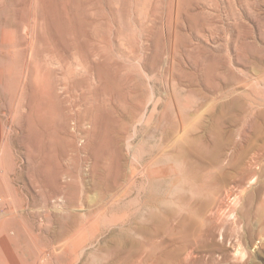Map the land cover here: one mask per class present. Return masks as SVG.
<instances>
[{
    "label": "rangeland",
    "instance_id": "obj_1",
    "mask_svg": "<svg viewBox=\"0 0 264 264\" xmlns=\"http://www.w3.org/2000/svg\"><path fill=\"white\" fill-rule=\"evenodd\" d=\"M23 84L26 101L22 97L17 107ZM228 87L247 93L262 120L264 0H0V174L6 182L0 186V264H104L102 249L113 245L106 242L109 232L125 225L130 203L125 195L108 210L93 204L100 195L95 164L112 171L113 147L120 137L127 168L135 165L140 170L149 148L164 144L163 136L170 129L167 121L178 119L177 114L196 116L198 110L205 111L220 89ZM28 99L32 105L25 106ZM224 99L219 104L228 100ZM97 110L124 115L119 121L115 117L118 122H97ZM228 111L225 127L236 129ZM230 150L227 153L232 154ZM236 181L234 177L226 187L232 195L238 192ZM260 181L264 183V176ZM261 183L254 191L264 205ZM183 184L186 181L181 180ZM75 185L84 190L85 201L70 205L68 194ZM143 188L138 205L149 195ZM161 193L168 195L167 183ZM227 201L224 214L233 209V200ZM262 210V215L239 223L242 207L238 205L234 210L238 223L230 226L233 217L222 225L226 239L216 232V240L222 239L226 250L229 247L226 255L233 261L226 258L225 264H264ZM230 238L241 247L235 249L228 243Z\"/></svg>",
    "mask_w": 264,
    "mask_h": 264
},
{
    "label": "bare ground",
    "instance_id": "obj_2",
    "mask_svg": "<svg viewBox=\"0 0 264 264\" xmlns=\"http://www.w3.org/2000/svg\"><path fill=\"white\" fill-rule=\"evenodd\" d=\"M30 50H31V48H30ZM252 58L255 59L256 57L254 58L252 56ZM30 76H29V78H31ZM226 80H228V79H226ZM221 81H222V83H224L223 80H221ZM28 85H30V84L28 83ZM223 87H225V86H223ZM229 87L227 90L221 91V89H220V92L213 99L211 98L212 103L210 106H208V108L205 111H203L204 113L200 112V110H198L199 112H197L196 116L193 115V113H192V115L195 117H193L192 115L191 116L188 115L185 117L182 115L183 116L182 117V116H179L177 114L176 118H178V119L173 118V119L169 120L167 118L169 120V122L167 121V123L170 124V127H169L170 129L167 131L165 130L166 134H165V136H163V137H165L164 138L165 139L164 144L162 143V145L160 144L158 147L156 146L158 148L157 149L155 147L156 151L154 149H152V147L149 146L151 149L148 147L149 152L148 151L146 152V153H148V156H147L148 158H146L147 160H146L145 164H143V167L140 170H138L137 166L130 165V164H128L130 166H129V168H127V163H125L123 160L125 158H123V154H122L123 151H122L121 140H120L121 138L120 137H119V140L117 142L115 141L116 143L113 147L114 148L115 161L113 162V165H111L112 171L110 170L108 172V170H106V169H104V170H101L99 168L97 169L98 164L97 163L95 164L96 165V174H97L95 184H96V190L99 191L100 195H99V198L96 200V202L93 204H95L100 209L106 208L105 210H108L107 208L111 207L110 205L116 204L117 203L116 201L121 200L122 196H125V195H126V199H125L126 202L128 201V203H130V210H129L125 225L123 227H121L120 229H113V230H111V232H109L110 234L108 235L106 242L107 243L111 242L113 245H111L112 247L109 249H107V248L102 249V258H100V259H103L105 261L104 264H225V263H227L226 258L228 256V255H226L227 254L226 251L229 250V247H228V250H226L227 245L225 247L223 245V243L220 242V241H222V239H220L219 241L216 240V232L219 231V234L217 233L219 238H224L223 234L228 236L227 232H225V233L223 232V226H224L223 223L228 222L227 220H229V222H230V219H232L234 216H236L234 210H236V207H238V205L242 207V211H241L240 217H239L240 218L239 223H242L240 221L244 222L251 215L256 214V217H258L257 215L263 214L262 207H264V205H262L263 204L262 199L260 200L261 195L257 194L256 193L257 190L254 191V188H255V185L258 186V184L261 183L260 177L264 176V115L262 116L260 114L263 117L262 120H260L259 113H258V111L253 110L254 106L251 103L252 101L250 102V99H249L247 93H244L243 91L241 92L237 88H230L229 89ZM232 87H234V86L232 85ZM24 89H25V84L22 85V87L20 88V91L18 93V96H17L18 97V101H17L18 105H16L17 107L20 106L21 98L22 97H23V99L26 98V97H24V95H25ZM98 93H99V91H98ZM27 94H29V93H27ZM32 94H33V92H32ZM127 94H128V92H127ZM38 98H37V100H39ZM224 98L225 99L228 98V100L221 102V104H219V100L220 99L222 100ZM56 99H58V98H56ZM25 101H26V99H25ZM60 101H59V104L61 103ZM99 102H100V100H99ZM35 104H36V102H35ZM43 104H45V103H43ZM218 104H219V106L221 105V108H219L220 109L219 111H216L215 109H216V106H218ZM24 105L25 106L32 105L31 99H28V101L26 103H24ZM24 105H23V107H25ZM66 105H68V104H66ZM33 106L35 107V105H33ZM41 106H43V105H41ZM5 107H6V105H5ZM25 109L27 110L26 107H25ZM58 109H59L58 111L60 112V108H58ZM95 109H97V108H95ZM16 110L17 109H15V111ZM113 110H114V108H113ZM226 110H229L228 112H231L228 120L230 121L231 126L232 125L237 126L236 129H234V128H231V129L229 128V130L226 129V127H225V124L227 123V119L225 116ZM206 112H208L207 114L209 115V119H210V123L208 125H206V121L208 119ZM26 113H27V111H26ZM60 113H63V112H60ZM70 113H72V112H70ZM82 113H83V111H82ZM86 114H87V112H86ZM95 114H96V121L97 120L103 121V120L107 119L108 121H115V122H118L119 120H121V118L124 115L122 112H118V115L114 116L113 112L106 111V110L105 111L97 110L95 112ZM10 115H11V113H10ZM29 115H30V113H29ZM77 116H79V115H77ZM254 116H256L258 118V122L256 121V118ZM115 117L117 118L116 120H118V121L114 120ZM86 118H88V117H86ZM69 119H70V117H69ZM167 119L165 117V120H167ZM62 120H66V119L63 118ZM69 121L72 122L71 120H69ZM160 121H162V120H160ZM158 122L159 121H157V125H158ZM53 123H55V122H53ZM63 123H64V121H63ZM37 124L39 125V123H37ZM38 125H37V127H38ZM53 125H52V127H53ZM61 125L63 126L64 124H61ZM108 128H110V127H108ZM154 128H152V130ZM200 128H203L202 129L203 131L201 133H199ZM25 130H27V129H25ZM45 130H48V129H45ZM108 131H109V129H108ZM120 132H122V131H120ZM45 133H46V131H45ZM95 135H97V134L95 133ZM97 137H100V136H97ZM102 137H103V135H102ZM75 142L77 143V141H75ZM127 144H128V142H127ZM128 145H131V144H128ZM57 148H58V146H57ZM230 148L233 149V151L230 150V151H232V154L227 153V152H229L228 150ZM142 149L144 150L146 148L143 147ZM92 150H94V148ZM50 155H52V154H50ZM125 156H126V153H125ZM106 158H108V157H106ZM134 158H136V157L132 158L133 162H135ZM37 159H39V158H37ZM226 160H228V165L225 162ZM224 162L226 163V165L224 164ZM84 164H85V162H84ZM128 169H130V170H128ZM72 177H74V176H72ZM84 177L86 178V176H84ZM234 177L238 181V186L234 183L238 187V192H236L235 195L233 194L234 195L233 196L232 193L230 191H228L230 188V185H227V184H229V182L232 181L234 179ZM144 178H146V179H144ZM141 180H143V181H141ZM181 180L186 181V185L183 184L181 186ZM259 181H260V183H258ZM233 182H232V184H233ZM5 183H6L5 182V175L0 174V186H2ZM80 183H81V181H80ZM164 183H167L169 186L168 195H164L168 189L166 191L162 190L163 192H165L164 194L161 193V188L164 185ZM72 184H74V183H72ZM261 184H264V183H261ZM25 186H27V185H25ZM75 186L76 187H74L73 191L72 192L70 191L71 194L70 195L68 194V196H70L69 197L70 199H67V200H69L70 205H74V203H76V202H80V204H82L85 201L81 197V195H83L84 190L82 188H80L79 185H78V187H77V185H75ZM180 186H181V190H176V188L180 187ZM227 186H229L228 189L226 188ZM35 187H37V186H35ZM143 187L147 188L148 191H146V192H149V195L146 196V199L144 200V202L141 205H138L137 203L140 204V197H141L139 191H140V188L142 189ZM42 188H44V187H42ZM33 189H36V188H33ZM63 191H64V189H63ZM67 191L69 192V190H67ZM231 191L233 192L232 189H231ZM38 193H40V192H38ZM231 195L233 196V198L232 199L230 198V199L233 201H232V204L230 207H232L233 209L231 208L232 210H230V211H228V213L224 214L226 212V211L224 212V208L228 204V203H226V205L224 206L225 200L227 201V199L229 197H231ZM225 197L226 198L228 197V198L225 199ZM57 199H59V198H57ZM230 199L228 201H231ZM122 200H124V199H122ZM46 201H49V200H46ZM88 203H87V205H88ZM261 205H262V207H261ZM223 206H224V208H223ZM229 209L230 208H228V210ZM240 210H239V212H240ZM97 211H100V210H97ZM12 214H13V212H12ZM69 215H71V214H69ZM50 216H48V217H50ZM51 217H55V216H51ZM235 218L236 217L233 218L232 223L230 222V226H234V225H231L233 223H238V221L235 220ZM64 222H65V220H64ZM72 223H73V221H72ZM65 224H67V223H65ZM74 224L75 223H73V225ZM93 225L94 224H92L91 227ZM236 226L240 231H242L241 230V224L240 225L236 224ZM236 226H235V228H236ZM60 229L62 230V228H60ZM69 229H70V227H69ZM69 229H67V230H69ZM5 230L8 231V228H6ZM230 230H232V228ZM63 231H64V228H63ZM72 231H70V232H72ZM232 231H234V230H232ZM232 231L230 233H232ZM26 232H28V230ZM70 232H68V233H70ZM76 232L80 233V231H76ZM76 232H74V233L76 234ZM222 232H223V234H222ZM237 232L238 231H236V233L234 232L235 236H237ZM261 233L264 235V231H262ZM72 235H71V237H73ZM234 235L232 236V238L234 237ZM241 235L242 234H240V236ZM52 236H54V235H52ZM229 236H231V235H229ZM54 238H52V241ZM73 238L75 239L76 237H73ZM232 238H230L228 240V243L235 247V245H237V242H234V241H236V239L232 240ZM237 238H239V236ZM66 239H68V238H66ZM66 239H64V240H66ZM225 239L226 238H224V240ZM239 240L241 242V237ZM239 240H238V242H239ZM6 241H8V240H6ZM58 241H60V238ZM240 242L238 243L239 245L241 244ZM225 243H226V241H225ZM239 245H237V246H239ZM35 247H36V245H35ZM240 247L241 246H239L238 248H240ZM236 248L237 247H235V249ZM239 250H237V251H239ZM215 251H217V252L220 251L221 253L220 254L217 253L218 255H216L214 253ZM88 252H90V251H88ZM228 252L230 253V251H228ZM239 253H240V251H239ZM239 253H236V254H239ZM240 254L242 255V252ZM227 259L230 260V258H227ZM237 260H238V258H237ZM100 262H102V260ZM231 262H233V261H231ZM248 263L249 262H246V264H248ZM85 264H87V263H85Z\"/></svg>",
    "mask_w": 264,
    "mask_h": 264
}]
</instances>
